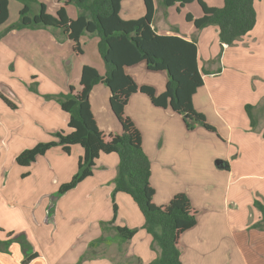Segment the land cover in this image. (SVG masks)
<instances>
[{
	"label": "crops",
	"instance_id": "obj_1",
	"mask_svg": "<svg viewBox=\"0 0 264 264\" xmlns=\"http://www.w3.org/2000/svg\"><path fill=\"white\" fill-rule=\"evenodd\" d=\"M42 1L52 14L64 2ZM129 2L136 3L139 16H134L135 12L130 17L123 15L122 9ZM141 2L123 1L122 17H142L146 7ZM155 3L153 25L158 33L198 42L199 64L204 70V85L199 90L212 108L209 121L218 128L223 141L217 138L222 146L217 151L215 133L203 127L189 131L183 117L171 107H151L145 96H136V102L132 96L126 113L140 128L144 150L151 160L154 201L166 204L182 191L198 209L197 224L181 236L182 264H264V215L256 206V200L264 204V0H255L254 29L232 46L221 43L217 25L198 29L186 19L187 13L200 17L203 12H192L185 5L182 12L188 11L178 22L173 5H164L165 12L159 7L163 0ZM206 3L223 6L224 0ZM9 4L10 16L0 27V34L19 19L23 7L19 0H9ZM39 9L38 2L32 4L34 14ZM67 10L71 18L77 17L78 8L73 4ZM54 34L50 29L24 28L0 36V69L7 73L0 77V95L8 93L17 102V108L3 110L7 121L0 116V228L29 231L37 255L26 264H76L89 242L102 234L100 221H110L115 215L111 196L120 162L116 152L102 153L93 175L57 199L52 218L53 192L77 172L83 148L75 144L68 153L62 146H55L28 166L16 160L23 150L53 140L56 131H70L69 113L56 100L43 97L44 93L67 92L71 85L80 87L84 65L96 67L101 74L106 72L97 37L88 41L93 45L89 56L83 47L79 57L72 53L70 40L60 42ZM88 34L82 35V45ZM43 69L52 74L46 76ZM146 70V63L141 62L132 70L135 75L131 74L138 79L136 73L158 76L160 84L146 80L141 84L155 86L158 94L164 92L169 76ZM36 73L38 93L28 89ZM110 95L105 83L96 84L90 93L92 110L104 133H120ZM195 98L194 106L200 111ZM3 102L0 100V108H4ZM247 105L252 107L253 123ZM132 200L125 192L115 194V222L137 228L128 241L129 257L137 264H151L159 250L144 226V214ZM10 251H0V264H22V247L15 242ZM82 264L114 263L95 257Z\"/></svg>",
	"mask_w": 264,
	"mask_h": 264
},
{
	"label": "trees",
	"instance_id": "obj_2",
	"mask_svg": "<svg viewBox=\"0 0 264 264\" xmlns=\"http://www.w3.org/2000/svg\"><path fill=\"white\" fill-rule=\"evenodd\" d=\"M23 7L19 19L9 24L1 35L15 29H51L72 41L76 54L84 52L81 37L85 33L98 36V51L106 64L105 74L92 65H84L80 87L71 85L67 92L50 94L70 115V131L55 133L57 140L40 142L23 150L16 158L21 165H30L39 155L45 154L53 146H62L66 152L71 146L81 145L84 155L79 159L78 170L72 179L60 186L59 193L74 188L85 178L93 175L97 159L102 153L116 152L120 157L115 189L132 196L145 217V228L152 235L158 248V256L151 264H182L181 236L193 228L198 221V209L194 207L186 192H177L162 205L154 201L156 189L151 182L152 164L144 150L140 128L126 113V106L135 93L146 94L156 107H171L183 117L186 128L193 131L203 126L219 133L206 115L194 106V95L204 85V70L199 64V47L195 39L188 40L180 35L161 34L154 27L156 13L155 0H144L146 13L139 18L125 19L121 15L124 0H64L56 14L48 12L42 0H19ZM197 1L202 8V16L187 13L186 19L196 28L210 25L219 27L222 44L232 46L241 37L254 29L257 23L255 0H224L223 6H210L204 0H163L164 5L177 4L179 9ZM38 2V13L32 12V4ZM76 4L78 15L71 18L67 7ZM10 16L9 0H0V27ZM54 29V30H53ZM145 62L148 70L166 71L168 81L164 92L158 94L155 86L140 84L128 72V67ZM105 83L111 92L110 107L121 124L120 133H104L96 120L90 101L93 87ZM1 96L9 105L16 104ZM246 109L254 122L251 105ZM256 206L263 212L264 204L256 200ZM118 205L114 202L113 219L103 222V230L113 229L124 241L131 240L137 228L115 224ZM103 234L92 241L91 247L105 239ZM37 253L24 259V264ZM95 251L87 256H94Z\"/></svg>",
	"mask_w": 264,
	"mask_h": 264
},
{
	"label": "rangeland",
	"instance_id": "obj_3",
	"mask_svg": "<svg viewBox=\"0 0 264 264\" xmlns=\"http://www.w3.org/2000/svg\"><path fill=\"white\" fill-rule=\"evenodd\" d=\"M125 1V0H124ZM142 2V7L144 8V0H141ZM205 2L206 1H208V2H210V3H214V0H204ZM71 4H73V6L74 7H76L77 8V6H76V4H74V3H70L69 5H71ZM68 5V6H69ZM186 5H188L189 7V9L192 11V12H196V11H198V12H200L201 14H202V8H201V6H200V4L197 2V1H194V2H191V3H188V4H186ZM162 7L164 10L167 8L166 6H164V4H160L159 5V7ZM169 7V6H168ZM185 6H182V7H180V9H179V7H178V5L177 4H175V5H173V8L175 9V15H178V18L179 19H177L178 20V22H180L181 21V19H182V17H184L185 16V14H186V12L188 11V10H185L184 12H182V10H183V8H184ZM137 9H138V6L136 5V3H134V2H129V3H126L125 5H124V8L122 9V13H123V15L124 16H126V17H130V16H132L133 15V12H135L134 13V16H139V14L140 13H138L137 12ZM145 9V8H144ZM128 11H131V13H128ZM165 12H166V10H165ZM14 13H15V10H14ZM183 15V16H182ZM181 17V18H180ZM137 18V17H136ZM14 22H16V21H14ZM14 22H12V23H14ZM184 23H185V20H184ZM38 29V28H37ZM40 29V28H39ZM43 29H46V28H43ZM50 29V28H49ZM51 30V29H50ZM54 30V29H53ZM52 31V30H51ZM52 32H54V31H52ZM55 33V32H54ZM55 35V38L58 40V41H60V42H65V41H67V40H69V39H67V38H64L63 37V35H61V34H59V33H55L54 34ZM90 37H97V39H98V36L97 35H95V34H88L87 36H85L84 37V39L86 40V43H84L83 42V47H85L86 48V50H87V55L89 56V54H90V51L92 52L93 51V45L92 44H89L88 43V41L90 40ZM64 40V41H63ZM71 41V40H70ZM90 42V41H89ZM71 43H72V41H71ZM221 52H222V47L220 46V49H219V53H218V58H219V55L221 54ZM72 53H74L76 56H79V57H81L82 55H83V53L82 54H80V55H78V54H76L75 53V51H74V49H73V43H72ZM220 61V60H219ZM138 65V64H137ZM137 65H135V66H137ZM135 66H131V67H128L129 69H128V71H129V73L131 74H134L135 75V73L132 71L134 68H135ZM132 69V70H131ZM44 70V73L46 74V76H50L51 74H52V72L51 71H49V70H46V69H43ZM206 70V69H205ZM142 71V70H141ZM147 72H151L152 74H155V73H162V72H165L166 73V75H168L167 74V72L166 71H152V70H146ZM140 72V71H139ZM206 72V71H205ZM0 73H2V74H0V77L2 78V77H6V75H7V73L5 74L4 73V71L2 70V69H0ZM38 73H36L35 74V77H32V82H31V84L28 86V89L29 90H32V91H34V92H36V93H38L37 91H38V89H37V82H38V75H37ZM131 74V75H132ZM137 75H138V77H139V79L138 78H136L135 76H133L135 79H136V81L138 82V83H140L141 84V82H143V80H146L147 82H154V83H156V84H160V83H162L161 82V80L159 79V77L158 76H153V77H146V75H144L143 73H140V74H138V73H136ZM10 78V77H9ZM144 84V83H143ZM156 88V87H155ZM200 88H202V86L200 87ZM199 88V89H200ZM198 89V91L196 92V94L194 95L196 98H195V101H196V105L200 108V112H202V113H204L205 115H206V117H207V119H208V121H209V116H212L213 115V113H212V108L209 106V104H207V102H206V99L204 98V94H202V92H200V90ZM157 90V89H156ZM7 92V91H6ZM157 93H159L158 92V90H157ZM203 93H205V90H203ZM50 94H56V93H44L43 94V97H45L46 99H54V100H56L59 104H60V102L56 99V98H53V97H51V98H49V97H47V95H50ZM226 94V98L227 97H229V93H225ZM139 95H141V96H145L147 99H148V101H149V103H150V105H151V107H155V106H153V104L150 102V98L146 95V94H143V93H135V94H133L132 96H134V101L136 102V100H137V97L136 96H139ZM4 96L8 99V100H10V101H12L13 103H15L16 104V107H13V106H11V105H9L8 104V102L0 95V100L4 103L3 104V107L4 108H0V116L2 117V119L4 120L5 119V121H7V114H5L4 113V111L3 110H12V109H15V108H17V102H16V100H14L13 98H12V96L10 95V94H8V93H5L4 92ZM131 96V97H132ZM193 100H194V98H193ZM196 108V107H195ZM160 109H162V107L160 108ZM198 110V109H197ZM148 111H149V109H148ZM150 112V111H149ZM114 117L116 118V116H115V114H114ZM116 120L118 121V119L116 118ZM210 122V121H209ZM118 123H120L119 121H118ZM211 123V122H210ZM211 124H213V123H211ZM120 126H121V124H120ZM200 127H203V126H200ZM204 129H206L205 127H203ZM68 129H70V128H68ZM207 131H209V132H212V133H215V135H216V140L215 141H217V143H215V147H216V149H217V151H221V149H222V146L220 145V143H218L219 141L217 140V138L218 139H220V140H222L223 141V138H222V135H221V133H217L216 131L214 132V131H210V130H208V129H206ZM57 132V131H56ZM55 132V133H56ZM68 132V131H67ZM55 133H54V136H55V138L53 139V140H57V136L55 135ZM8 142H9V140H8ZM8 142H7V144H8ZM41 142H44V141H41ZM3 146V145H2ZM59 146V145H58ZM4 147V146H3ZM53 147H55V146H53ZM20 154V153H19ZM43 155V154H42ZM40 156V155H39ZM19 164V163H18ZM21 165V164H20ZM21 166H28V165H21ZM67 182V181H66ZM79 184V183H78ZM77 184V185H78ZM76 185V186H77ZM75 186V187H76ZM60 189V188H59ZM59 189L58 190H56L55 192H53V195L55 196V199L52 201V207H51V211H50V216H51V218L53 217V215H54V211H55V207H56V201H57V199L60 197V196H62L64 193H59ZM73 189V188H72ZM71 190V189H70ZM114 191V190H113ZM68 192V191H67ZM66 193V192H65ZM220 194V193H219ZM130 196V195H129ZM215 196H218V193H217V195H215ZM215 196H213V197H215ZM131 198H132V196H130ZM133 199V198H132ZM111 201H112V203H113V205H114V201H115V196H114V194L112 193V196H111ZM132 201H134V200H132ZM134 203H136L135 201H134ZM137 205V204H136ZM140 209V208H139ZM141 211V210H140ZM113 219V218H112ZM104 222V221H103ZM103 222H101L100 221V224H101V227H102V234L98 237V238H96V239H93L92 241H95V240H98L103 234H105V236H106V238L105 239H103V240H101L100 242H98L95 246H93V247H91L90 246V244L92 243V241L91 242H89V244L87 245V247H86V249H85V251L80 255V257H79V260H78V262L76 263V264H82L83 262H85L86 260H91V259H94L95 257H104V258H107V259H110V260H112L113 261V263L114 264H137L136 262H134V260H133V258H131V257H129V255H131V254H129V250H130V248H129V246H128V241H124V240H122V238L117 234V232L116 231H114L113 229H111V228H108L107 230H105V232H104V230H103ZM115 224H116V222H115ZM118 225V224H117ZM137 233V232H136ZM118 236L117 238H115L114 239V236ZM18 243L19 245H20V247H22V253H23V257H22V264H24V259L27 257V256H29V255H31V254H34L35 253V246H34V244L31 242V240H30V237H29V231H26V230H23V229H20V230H14L13 229V231H10V230H5L3 227H1L0 228V251H3L4 253L6 252V253H10L11 251H10V248H11V245L12 244H14V243ZM140 243H142V240H140ZM117 249H118V251L119 252H117ZM24 251V252H23ZM93 251H95V255L94 256H87V254L88 253H90V252H93ZM114 258V260L112 259V258Z\"/></svg>",
	"mask_w": 264,
	"mask_h": 264
}]
</instances>
